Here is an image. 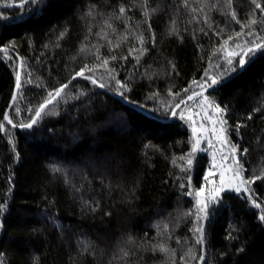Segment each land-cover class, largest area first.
<instances>
[{"label":"trees","instance_id":"16d2710c","mask_svg":"<svg viewBox=\"0 0 264 264\" xmlns=\"http://www.w3.org/2000/svg\"><path fill=\"white\" fill-rule=\"evenodd\" d=\"M250 17L261 23L242 30ZM256 43H264V12L252 0H0L3 264H264V178L248 193L222 192L196 243L198 222L184 215L195 196L185 193L201 188L209 152L189 155L193 132L180 116L200 98L227 106L224 142L238 147L245 180L260 176L264 49L247 54ZM85 65L105 87L76 76ZM69 80L36 124L21 127ZM206 108L216 123L220 114Z\"/></svg>","mask_w":264,"mask_h":264},{"label":"snow or ice","instance_id":"6c2138e0","mask_svg":"<svg viewBox=\"0 0 264 264\" xmlns=\"http://www.w3.org/2000/svg\"><path fill=\"white\" fill-rule=\"evenodd\" d=\"M28 3L29 4H34V5H37V6H40L42 4V0H28ZM145 3H146V0H145ZM185 3H187V0H185ZM227 3L230 5L231 4V0H227ZM252 3L255 5V8L256 9H260L262 12H264V8L261 7V5L257 2V0H252ZM120 13L123 14L125 12V9L123 7L120 8ZM154 11V10H153ZM145 15L147 16L148 13L145 12ZM231 17L233 20H235L237 23H240L239 20L236 19V14L235 12H231L230 13ZM207 22V21H206ZM258 23H261L260 21H257L255 19H252L251 17L249 18L248 20V23L247 24H242L241 27H242V30L244 27H250L251 25H256ZM172 32L174 33L175 32V29L173 28L172 29ZM63 35V34H61ZM241 35L240 32H237L236 33V36L239 37ZM247 35H252V31L249 30V32L247 33ZM126 39V37H125ZM137 39L140 41L141 44H143L144 40H143V37L142 36H139L137 37ZM233 37L232 36H229L227 40L224 41V44L227 45L228 41L229 40H232ZM119 45H117L118 47ZM261 49H264V43H256L255 46L253 48H249L248 49V55L251 56L254 52L258 51V50H261ZM85 49H81V51L83 52ZM8 51V48L7 46L4 47V48H0V52H4V53H7ZM132 51H135L134 49H130V53ZM143 51L144 50H141L140 51V54L143 55ZM112 60H115L116 57L113 56L111 57ZM126 59V58H124ZM137 60H139V57H137ZM109 63V60L108 59H104L103 60V64L105 66H107ZM229 63H231V61H229ZM238 63L243 66L246 61L245 59H240L238 61ZM92 71V69H88V66L85 65L83 68L80 69L79 72L76 73V76H80V77H84L86 79H89L93 84H97V81L95 79L92 78V76H85V71ZM113 70L109 69L108 70V73H109V76L110 78H114V77H111V72ZM207 75V73H206ZM75 78V77H74ZM117 83H120L119 81H117ZM194 84H197L198 82L196 81H193ZM218 83V81L216 79H212L211 80V83L208 84V87H212L214 85H216ZM21 85H20V79H19V75L17 76V88H19ZM106 85L105 84H99V87L103 88L105 87ZM201 87H203V85H199ZM68 87L67 84L65 85H61L59 88H56L54 90V94L52 92L49 93V99L45 101V103L41 104L39 106V109L36 110V118L32 119L31 120V123L27 124V125H21V127H26V128H31L34 124H36L38 122V118L41 117L42 113L44 112V110L46 109L47 105L52 103L53 100H55L56 98L60 97L61 94L64 92V90ZM121 88L122 89H125L127 90V86L124 85V84H121ZM185 92L188 91V89H185L183 90ZM169 92L171 93V89L169 90ZM120 94L123 96L124 95V92L121 91ZM153 97H155L157 94L156 93H153L152 94ZM174 95L178 96L179 93H175ZM199 95H202L201 93H194V96H199ZM189 100L193 99V96H189L188 97ZM205 104H207L208 106H212V107H215L216 111L220 114L221 118L219 120L216 121V123H219L221 125V128H220V131L223 133V132H226L227 129H226V125H227V121L224 120L222 117L223 115L226 113L227 111V106H224V107H221L219 104H216L214 101H209L207 97L204 98V101H203ZM185 103L184 100H181L180 101V104H183ZM176 107H179V104L176 105ZM173 115H176L175 112L172 113ZM183 118V117H181ZM249 118H251L249 116ZM4 120L7 121L9 124L12 123V121L9 119L8 117V114L5 113V116H4ZM239 127H241V125H237V128H236V131L238 132L239 130ZM3 128V124L0 123V129ZM199 142L197 141V144ZM197 146L196 144L193 145V149H192V153H190L189 155H194L195 152L197 151ZM232 154H233V157H235V154L239 151L238 147L233 145L232 146ZM244 152L246 153L247 150L245 149ZM181 159H183V157H181ZM173 163H175V160L173 161ZM188 167L182 169V171H185L187 172L191 165H192V160L189 159L188 162ZM233 164L236 165L235 168H230V171H232L233 175H232V178H231V181L225 186L224 184V181H223V174H222V181H221V187L217 188V189H214L212 190V192L210 193H206L205 192V189L204 187H201L199 189H196L194 191H190V192H186L185 194L188 195V196H195L196 199H195V206H194V210L190 209L188 212L184 213L185 216H195L197 222H198V226L194 228V232L197 235V239H196V243L197 244H203L204 242V230H203V225L202 223H199L203 220H205L209 214V212L212 210V207L213 205L215 204H218L220 202V200L222 199V192L226 191V190H233L237 193H242V190L243 192H247L248 191V188L245 186V185H248V184H251L254 182V180H259V179H262L264 178V172L261 173L260 176H255L253 177V179L251 180H245L242 176H241V173L243 171V167L241 165H239V160L237 159H233ZM54 171H60V169L58 168H54L53 169ZM205 179H207V177H205ZM188 182H189V186H191V178L188 177ZM252 204L257 207V208H260V205L256 203L255 200L252 201ZM2 207V206H0ZM264 211V210H262ZM259 219L261 221H264V214L260 215ZM166 227V226H165ZM154 250H159L161 252H167L168 249L166 247H164L163 245H159V246H156L154 248ZM173 252V255H175V250H172ZM125 255H127V253H125ZM3 254L0 253V257H2ZM193 259H198L200 261H204L205 257L203 255L199 256V257H195L193 256L192 257ZM181 260H185V257L184 256H181L180 257ZM0 264H3V260H0ZM173 264H175V261H173Z\"/></svg>","mask_w":264,"mask_h":264},{"label":"rangeland","instance_id":"374dc122","mask_svg":"<svg viewBox=\"0 0 264 264\" xmlns=\"http://www.w3.org/2000/svg\"><path fill=\"white\" fill-rule=\"evenodd\" d=\"M203 101L204 98H200L199 101L191 104V108H183L180 116H187L188 118L187 121L190 123L193 132V145L196 144L197 148L200 147L209 152V164L201 187H204L206 193H210L212 190L221 187L222 174L225 186L231 181L233 173L230 168L236 167L233 164L236 154L233 157L232 148L224 142L220 125L214 122L216 117L212 112H207L206 107L209 110L210 106L204 104ZM193 106L197 108L196 111ZM197 141L199 142L198 144ZM241 176L243 177L242 173ZM245 186L248 188L247 185Z\"/></svg>","mask_w":264,"mask_h":264},{"label":"water","instance_id":"95a60500","mask_svg":"<svg viewBox=\"0 0 264 264\" xmlns=\"http://www.w3.org/2000/svg\"><path fill=\"white\" fill-rule=\"evenodd\" d=\"M245 53H247V51H246ZM20 71H21V59L19 58V60H18L17 74H16L15 88H14V91H13L12 97H11V99H10V102H9V104H8V107H7V110H6L5 113L8 112V110H9L10 107L12 106L13 101H14V99H15V97H16V94H17V91H18V88H17V76L19 75V79H20ZM77 77H80V76H77ZM77 77H76V78H77ZM73 79H74V78H73ZM71 80H72V79H71ZM71 80H69L66 84L68 85V84L71 82ZM64 85H65V84H64ZM97 85H99V83H97ZM206 90H208V89L201 90V91H199V93L204 92V91H206ZM175 108H176V107H175ZM34 118H36V115L34 116ZM34 118H33V119H34Z\"/></svg>","mask_w":264,"mask_h":264}]
</instances>
